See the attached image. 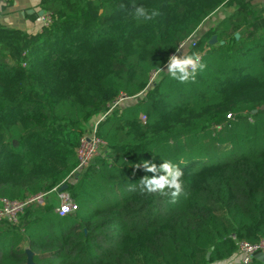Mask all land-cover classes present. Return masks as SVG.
Segmentation results:
<instances>
[{
    "label": "trees",
    "instance_id": "trees-1",
    "mask_svg": "<svg viewBox=\"0 0 264 264\" xmlns=\"http://www.w3.org/2000/svg\"><path fill=\"white\" fill-rule=\"evenodd\" d=\"M233 3V14L190 50L206 64L195 83L164 70L147 88L182 42ZM133 5L161 14L138 22ZM41 10L50 24L35 36L17 33L20 60L0 44V199L64 184L77 210L58 217L36 206L17 228L0 222V264H28L27 252L32 264H224L236 243L264 240V8L241 0H44ZM121 95L141 96L98 124L105 155L69 183L83 130ZM163 160L184 173L175 202L129 190L154 175L144 161Z\"/></svg>",
    "mask_w": 264,
    "mask_h": 264
},
{
    "label": "built area",
    "instance_id": "built-area-1",
    "mask_svg": "<svg viewBox=\"0 0 264 264\" xmlns=\"http://www.w3.org/2000/svg\"><path fill=\"white\" fill-rule=\"evenodd\" d=\"M16 1L17 0H0V4L5 5L14 3ZM37 22L45 27L50 24V16L44 13L43 16L37 17ZM198 39V37H193L192 35L189 39L179 45L175 54L183 55L182 52L185 50L187 55H191L190 50L195 47ZM163 70H167L166 65ZM159 74L160 71L152 72L150 74L147 88L153 85V83L158 79ZM140 96L141 95H138L137 97L140 98ZM135 98L136 97L127 98L121 95L117 99V101H115L109 107L108 111L105 114L99 116L96 121L90 125L88 133H84L81 135L78 147L75 150L77 159V167L75 171L80 172L86 170L94 160L105 155L106 144L96 135V127L111 110L123 107L128 104H132L136 102L134 100ZM226 118L229 119L230 115H227ZM215 130H220V127L215 126ZM58 189L59 188H55L51 190L55 191L56 201L58 202L57 206L54 208V213L58 217H64L66 215L74 213L77 210V203L67 191L58 193ZM47 195L48 194L46 193H41L18 201L0 199V222H4L12 226L17 225L20 216L24 214L26 209L36 206L45 207V197ZM65 207H67V211L64 210ZM257 254H264V240H260L256 243H236L235 255L238 257L237 262L239 264H250V262L254 259V256Z\"/></svg>",
    "mask_w": 264,
    "mask_h": 264
},
{
    "label": "clouds",
    "instance_id": "clouds-1",
    "mask_svg": "<svg viewBox=\"0 0 264 264\" xmlns=\"http://www.w3.org/2000/svg\"><path fill=\"white\" fill-rule=\"evenodd\" d=\"M132 11L133 18L138 22H148L154 20L161 13L157 8L148 9L145 6H135ZM167 74L174 80L181 84L195 83L199 72L204 71L206 64L202 61L199 54L193 53L192 55H176L173 54L169 57L167 64ZM158 71L164 72L162 68ZM137 168L141 167L140 164L136 165ZM142 167L147 172L153 173L152 177L144 176L137 184H130L129 190L135 191L137 186L142 194L151 195L159 193L162 196H170L172 202L178 198L183 191L184 175L182 169L170 160H163V163L157 166L155 163L144 161ZM162 175H156L157 173ZM67 211V207L64 209Z\"/></svg>",
    "mask_w": 264,
    "mask_h": 264
},
{
    "label": "crops",
    "instance_id": "crops-1",
    "mask_svg": "<svg viewBox=\"0 0 264 264\" xmlns=\"http://www.w3.org/2000/svg\"><path fill=\"white\" fill-rule=\"evenodd\" d=\"M44 0H17L14 3L0 4V29L12 33H22L27 36L37 35L42 25L37 22V15L41 10V3ZM242 4L255 5L259 8H264V0H241ZM235 11V3L230 6H224L217 9L211 16H209L201 26L193 33V37L200 38L208 30L213 28L219 21L225 17L230 16ZM186 54L184 50L182 52ZM129 105V104H128ZM98 118V117H97ZM93 118L90 122L92 124L97 119ZM238 257L234 255L229 261L224 264L238 263Z\"/></svg>",
    "mask_w": 264,
    "mask_h": 264
},
{
    "label": "rangeland",
    "instance_id": "rangeland-1",
    "mask_svg": "<svg viewBox=\"0 0 264 264\" xmlns=\"http://www.w3.org/2000/svg\"><path fill=\"white\" fill-rule=\"evenodd\" d=\"M8 44L9 47V55L12 58H15L17 60H20L22 58V52L24 47L22 46L23 40L19 37V35L17 33H12V32H7L5 30H1L0 29V44ZM21 43V45L19 46V44ZM140 98L136 96V98L134 99L136 102L139 100ZM133 100V101H134ZM128 103V102H127ZM107 111V109H106ZM89 125V124H88ZM91 125V124H90ZM90 128V126L86 127L83 130V134L84 133H88V129ZM82 172L79 171H75L72 176L69 178V183H73L75 181V179L78 177L79 174H81ZM46 194H48L45 197V207H52L53 209L57 206L58 202L56 201V193L55 191H49L46 192ZM26 212L20 216L19 220H18V224L15 225V227L13 228H17L20 226V221L23 217L26 216Z\"/></svg>",
    "mask_w": 264,
    "mask_h": 264
},
{
    "label": "water",
    "instance_id": "water-1",
    "mask_svg": "<svg viewBox=\"0 0 264 264\" xmlns=\"http://www.w3.org/2000/svg\"><path fill=\"white\" fill-rule=\"evenodd\" d=\"M43 14H44V12L40 11L37 16L41 17V16H43ZM215 43H216V38H215V36H212L210 38L208 44L211 46V45H214ZM252 113H255V111H253ZM65 191H66V185L62 184L60 186V188L58 189V193H62V192H65ZM206 259H208V254L206 256ZM254 259L264 263V254H257V255L254 256ZM27 263L28 264H32L31 254L29 252H27Z\"/></svg>",
    "mask_w": 264,
    "mask_h": 264
}]
</instances>
